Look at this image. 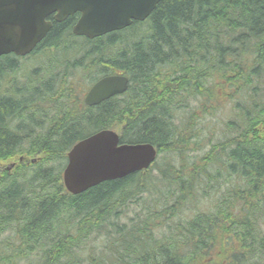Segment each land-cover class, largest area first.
<instances>
[{"label": "trees", "instance_id": "obj_1", "mask_svg": "<svg viewBox=\"0 0 264 264\" xmlns=\"http://www.w3.org/2000/svg\"><path fill=\"white\" fill-rule=\"evenodd\" d=\"M77 19L22 58L37 66L0 58V264H264V0H164L93 40ZM115 74L127 92L86 106ZM219 111L202 144L197 123ZM101 130L159 157L70 195L67 153ZM22 156L38 162L4 167Z\"/></svg>", "mask_w": 264, "mask_h": 264}, {"label": "water", "instance_id": "obj_2", "mask_svg": "<svg viewBox=\"0 0 264 264\" xmlns=\"http://www.w3.org/2000/svg\"><path fill=\"white\" fill-rule=\"evenodd\" d=\"M164 0H0V58L33 52L56 22L81 16L73 34L95 39L122 30L134 21L146 20ZM125 76H107L85 96L87 106H97L128 90ZM157 158L151 144H121L114 131L98 132L74 146L68 154L64 183L73 194H81L106 181L123 179L148 169Z\"/></svg>", "mask_w": 264, "mask_h": 264}, {"label": "rangeland", "instance_id": "obj_3", "mask_svg": "<svg viewBox=\"0 0 264 264\" xmlns=\"http://www.w3.org/2000/svg\"><path fill=\"white\" fill-rule=\"evenodd\" d=\"M74 41H76L77 43H82V40H77L75 39ZM59 58H62V54H59L58 53V56ZM58 59V58H57ZM22 60V59H21ZM34 57H29L28 59H25V60H22V64H23V61L28 63L27 64V67L29 68L31 65L32 67L34 66H37V65H34ZM223 119H226V117L224 116V114L219 111L216 113L215 116L213 117H207L206 119H203L201 120L200 122L197 123V128L199 129L200 131V138H199V141L203 144V143H208L207 142V139H208V134L209 132H213L214 131V134H213V137H212V143H215L216 142V138L219 137V129L221 127V120ZM209 150V145H207L204 149L200 150L199 152L197 153H193V154H190L189 157L190 158H194V157H201L202 155H204L207 151ZM11 161L7 162L6 164L10 163ZM135 208V207H132V209ZM140 210V208H139ZM183 217L185 218H189L191 217L192 215V212L191 211H183Z\"/></svg>", "mask_w": 264, "mask_h": 264}, {"label": "bare ground", "instance_id": "obj_4", "mask_svg": "<svg viewBox=\"0 0 264 264\" xmlns=\"http://www.w3.org/2000/svg\"><path fill=\"white\" fill-rule=\"evenodd\" d=\"M230 55V54H229ZM229 125V124H228ZM81 140V139H80ZM160 173V172H159Z\"/></svg>", "mask_w": 264, "mask_h": 264}]
</instances>
